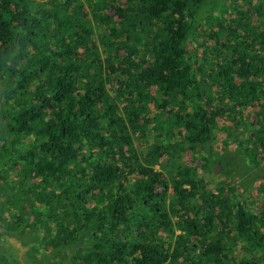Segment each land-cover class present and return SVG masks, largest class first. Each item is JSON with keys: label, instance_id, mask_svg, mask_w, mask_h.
Listing matches in <instances>:
<instances>
[{"label": "trees", "instance_id": "obj_1", "mask_svg": "<svg viewBox=\"0 0 264 264\" xmlns=\"http://www.w3.org/2000/svg\"><path fill=\"white\" fill-rule=\"evenodd\" d=\"M58 2L0 0V209L16 210L0 240L28 246L26 264H251L240 254L256 251L264 264V165L226 195L203 179L224 156L209 142L218 119L242 123L241 157L264 154V0H95L103 45L121 51L106 57L83 44L82 3L64 1L77 39ZM18 250L0 246V264Z\"/></svg>", "mask_w": 264, "mask_h": 264}, {"label": "rangeland", "instance_id": "obj_2", "mask_svg": "<svg viewBox=\"0 0 264 264\" xmlns=\"http://www.w3.org/2000/svg\"><path fill=\"white\" fill-rule=\"evenodd\" d=\"M39 3H49L51 0H38ZM65 0H60V2L56 3L57 7L59 8L58 10V14L61 15L62 17L65 18L67 25L74 29L75 32L77 33V39H82L85 37L84 31L83 32H79L78 27V23L74 22L75 20H80L78 11L75 10L72 13H69V11L65 8L64 5H66L64 3ZM82 5H83V13H82V17L85 19V21H87L86 23H90L89 27H91L90 31L91 33L88 35L87 42H84V46L87 45L90 41H93V44H89V46L91 45L93 48L97 49L99 51V53L102 56H107L109 54V52H114L117 56H119V54L121 53L118 52L116 50V44L110 42L108 45H103V43L105 42V40L103 38H101V36L98 33L97 30V25L94 23V17H93V10L95 11H100V9L103 7V3L100 4V6H94L92 4V2H94L95 0H79ZM256 2V0H254ZM237 3H241L242 0H236ZM43 5V4H41ZM74 6V5H72ZM50 7V6H48ZM260 19L259 22L262 24L260 26L261 29H264V8L260 9ZM112 12H107V14H111ZM131 15H134L133 12L130 11ZM227 20L232 21L230 19L231 14H230V10L224 12L222 14ZM221 15V16H222ZM257 15V14H255ZM144 20V19H143ZM258 21L256 20V17L254 16V23H257ZM85 23V25H86ZM146 24V23H144ZM146 28V26H145ZM213 30L215 31L216 28H213ZM242 34V33H241ZM202 41V38L199 39V42ZM80 48V44L77 47V49ZM82 51V50H80ZM105 74V73H104ZM213 74H217V68L214 67L213 68ZM105 76V75H104ZM118 76V75H117ZM79 79V78H78ZM99 81V80H97ZM105 86L110 89L112 92L113 88L106 82ZM258 91H260L261 89L259 87ZM154 91V88L151 89V92ZM204 91V89H203ZM205 92V91H204ZM153 95H158L156 93H154ZM263 102H264V95H263ZM1 101L5 104H9L10 107H12L11 109H13V107L15 106V104L10 103L8 101H6L4 99V97L1 98ZM192 103V102H190ZM189 109L191 108V106L189 105L188 107ZM256 108H248L246 110V112L248 113H252L253 111H255ZM159 112V110L157 108H153L152 105H150V112L149 115L150 117H155L157 115V113ZM218 126L214 129L213 134H215V136L213 137V139L209 142H212L213 145V149L220 151L223 153V157L220 159V161H216V168L212 171L211 175H208V173H205L203 176V179L205 181H213V175H217V179L214 180V183H219L220 188H222L224 195L228 194L231 190V188H235L236 190H242V186L246 185L245 189H248V186L250 184H253L255 187L257 185V179L259 178V174L261 172L262 169V165H264V154L263 152H259L258 156L255 157L254 160H252L248 155L240 156L241 150H244V148L242 147L241 143H239V139L241 138L240 136H242V123L239 122H235L233 121V118L230 120H225L223 118L218 119ZM152 123H155L153 120L152 122L147 126V128H143V132L145 133V136H147L146 138L149 139L152 134H150V132L153 130V127H151L150 125ZM181 131L183 133H185L184 130L181 129ZM131 134H135V135H139V131L135 130V129H131ZM242 144H247V143H242ZM212 148H207L208 152L213 151ZM188 155H184V153L182 154V158L185 159ZM195 164H197V162H195ZM215 164V163H213ZM260 166V167H259ZM6 170L3 171V176L4 177H13L15 178V175L12 173L11 169H9L7 167V165L5 166ZM157 168V167H156ZM200 172V170H198ZM1 180V178H0ZM255 183V184H254ZM215 184H212L211 187L214 189ZM248 185V186H247ZM208 188V187H207ZM14 191H12L11 193L14 194L15 193V188H13ZM12 189V190H13ZM218 189V188H216ZM168 202V200H167ZM16 210L13 209L12 207H6V208H2L0 209V214H3L5 216H11L13 213H15ZM170 221L174 223L173 226V238L172 240L175 238V236L182 234L183 232H181V230L178 228V225H175V220L176 217H170ZM227 232V236H232L234 235L233 233V229L230 226H226V228L224 229ZM161 236V233L159 234ZM165 238V237H164ZM202 237L199 238H192L191 242L195 245H199L201 242ZM234 246H237L238 248L244 247L246 248L242 243H237L235 242V244H233ZM0 246L5 250L6 253L12 255H15V250L16 248H19L17 254H18V258L20 259V261H18V264H26L25 259L22 260L23 258V253L27 250L28 246H24L22 247L14 238H4L2 240H0ZM21 246V247H20ZM242 250V249H241ZM244 251L247 252L246 249H244ZM190 252V250L188 251ZM236 252H238V250H234V257L237 255ZM245 253V252H244ZM244 253L240 254L241 256H244L243 259H246L248 261H252L251 264H254L256 260H252L253 257L258 258L259 256H261V254L259 252H254V253H248L247 255H244ZM246 254V253H245ZM239 256V254H238ZM238 258V257H237ZM260 258V257H259ZM258 258V259H259ZM260 260V259H259ZM254 261V262H253ZM259 264H262L261 261Z\"/></svg>", "mask_w": 264, "mask_h": 264}, {"label": "clouds", "instance_id": "obj_3", "mask_svg": "<svg viewBox=\"0 0 264 264\" xmlns=\"http://www.w3.org/2000/svg\"><path fill=\"white\" fill-rule=\"evenodd\" d=\"M49 9H50V7H49ZM144 69H145V68H144V66L142 65V66L140 67L138 73H140V72H141L142 70H144ZM257 74L259 75V77H258L257 80H256V82H257L258 84H257L256 87L254 88V91H256V92H260L261 90L264 89V57H262L261 60H260V62H259V66H258V68H257ZM257 87H259L261 90L258 91V88H257ZM150 134H153V131H151ZM184 155H188L187 157H190V154H188V152L185 153ZM187 157H186V158H187ZM186 158H185V159H186ZM185 159H183V160H185Z\"/></svg>", "mask_w": 264, "mask_h": 264}]
</instances>
